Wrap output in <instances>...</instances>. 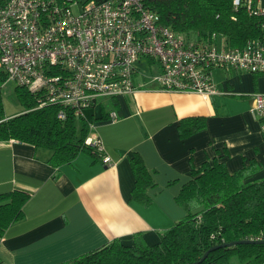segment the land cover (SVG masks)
<instances>
[{"label":"crops","instance_id":"crops-1","mask_svg":"<svg viewBox=\"0 0 264 264\" xmlns=\"http://www.w3.org/2000/svg\"><path fill=\"white\" fill-rule=\"evenodd\" d=\"M259 3L264 5V0ZM226 72L235 71L213 72L222 94L208 100L195 92L151 90L138 80L136 94L117 101L119 119H110L108 113L109 119L104 120L102 108L86 111L113 166L82 153L63 166L55 179L57 169L48 163L50 150L16 140L0 141V194L20 190L31 196L25 218L0 240V264H61L116 239L134 246L136 234L155 246L161 233L187 215L176 197L193 178V168L205 162H225L234 173L256 159L261 171L254 178H263L264 138L252 112L254 94H226L235 87ZM239 74H245L248 87L255 91L256 77ZM259 82L264 91V79ZM227 95L252 100L236 101ZM199 116L207 118V129L182 140L180 121ZM136 153L156 182L148 190L154 200L149 208L132 201L136 178L130 158Z\"/></svg>","mask_w":264,"mask_h":264},{"label":"built area","instance_id":"built-area-1","mask_svg":"<svg viewBox=\"0 0 264 264\" xmlns=\"http://www.w3.org/2000/svg\"><path fill=\"white\" fill-rule=\"evenodd\" d=\"M259 18L263 30L243 48H232L213 34L189 40L163 24L145 0H0V90L8 82L40 95V107L61 104L76 116L101 98L121 100L142 86L166 92H195L204 99L222 94L213 72L234 70L264 78V5L233 0ZM145 60L151 73H141ZM253 114L264 138V91L253 95ZM110 119L117 120L115 110ZM59 118L66 119L61 110ZM86 143L113 166L105 144L91 124Z\"/></svg>","mask_w":264,"mask_h":264},{"label":"trees","instance_id":"trees-1","mask_svg":"<svg viewBox=\"0 0 264 264\" xmlns=\"http://www.w3.org/2000/svg\"><path fill=\"white\" fill-rule=\"evenodd\" d=\"M82 1V0H80ZM146 7L160 15L163 24L189 40L201 41L213 34L232 48H243L248 41L262 37L259 18L246 8L236 10L233 0H145ZM6 82V75H0ZM0 90V141L16 140L52 152L49 164L57 169L70 165L82 153L99 160L97 149L86 140L91 124L86 117L76 116L74 109L61 104L40 107V95L18 87V97L26 111L7 118ZM115 106L119 109V103ZM64 110L66 119L59 118ZM109 114L104 113V120ZM206 117H187L180 121L182 140L204 132ZM136 178L132 201L149 208L154 200L148 190L155 186L153 174L143 157L130 158ZM253 159L231 173L219 160L193 168V178L176 197L187 215L161 233V241L149 246L142 234L135 235V245L127 246L116 239L89 253L61 264H194L217 246L242 240H264V177ZM31 196L14 190L0 194V240L12 225L25 218V206ZM264 264L263 244H240L211 251L203 264Z\"/></svg>","mask_w":264,"mask_h":264},{"label":"rangeland","instance_id":"rangeland-1","mask_svg":"<svg viewBox=\"0 0 264 264\" xmlns=\"http://www.w3.org/2000/svg\"><path fill=\"white\" fill-rule=\"evenodd\" d=\"M138 67H139L141 73H146V74L151 73L150 67L145 62V60H142V62L138 65ZM226 73L228 74L227 78L232 79L231 81L235 85V87L228 88L226 90V92H227L226 94L231 95L235 92L240 93L242 91H247L248 93L254 94L255 92H259L262 90V88H261L262 83L259 82V79H264V78L258 79V78L254 77L256 88H255V91H253L251 88L248 87V82H250V80L245 78V74L240 76L241 74L238 75V73H241V72H237V71H235L234 73H231V72H226ZM220 74H222L221 75V79H222L223 73L220 72ZM215 75L217 78V73ZM250 77H251V75H250ZM136 79L138 82V80H142V77L137 76ZM17 88H18L17 85L13 82H8L3 87L2 97H3L5 114L7 116H13V115H16L18 113L26 111V107L21 103V101L18 97ZM239 93H235V94H239ZM229 95H227L226 98L231 99V100H236V101H250V100H252V98L249 96L243 97V96H238V95H234V96H229ZM116 101L117 100H113L110 98H101L99 100V105L97 106V108H99L100 111L102 108L103 113H107V114L110 113L112 110H115L118 112V110L115 106Z\"/></svg>","mask_w":264,"mask_h":264},{"label":"water","instance_id":"water-1","mask_svg":"<svg viewBox=\"0 0 264 264\" xmlns=\"http://www.w3.org/2000/svg\"><path fill=\"white\" fill-rule=\"evenodd\" d=\"M264 243V240H242V241H238V242H232V243H227V244H223L221 246H217L215 248H212L211 250H209L205 255L204 257L199 261V262H196L195 264H200L201 262H203L207 256L209 255V253L211 251H214L216 249H220V248H226V247H232V246H236V245H240V244H263Z\"/></svg>","mask_w":264,"mask_h":264},{"label":"flooded vegetation","instance_id":"flooded-vegetation-1","mask_svg":"<svg viewBox=\"0 0 264 264\" xmlns=\"http://www.w3.org/2000/svg\"><path fill=\"white\" fill-rule=\"evenodd\" d=\"M204 261H205V260H204ZM204 261H203V262H204ZM198 262H199V261H198ZM203 262H201L200 264H203ZM194 264H195V263H194ZM214 264H216V263H214Z\"/></svg>","mask_w":264,"mask_h":264}]
</instances>
